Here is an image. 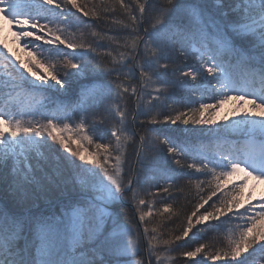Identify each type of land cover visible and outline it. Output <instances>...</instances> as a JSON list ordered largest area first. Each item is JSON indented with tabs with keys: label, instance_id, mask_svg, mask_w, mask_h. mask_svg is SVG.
<instances>
[{
	"label": "snow or ice",
	"instance_id": "6c2138e0",
	"mask_svg": "<svg viewBox=\"0 0 264 264\" xmlns=\"http://www.w3.org/2000/svg\"><path fill=\"white\" fill-rule=\"evenodd\" d=\"M115 3L126 16V20L113 21L120 25L123 35L109 36L93 30L92 36L109 42L93 46L85 40L84 30L94 29V23L82 17L106 19L116 11L114 7L98 10L77 0H0V15L18 26L17 41L23 39L24 48L33 45L37 52L49 53L44 57L47 68L42 74L33 60L19 61L17 67L0 50V56L8 61L0 74L4 101L0 109V180L11 177L12 185L22 190L49 177L56 182L52 174L60 172L61 163L79 173L76 196L61 201L58 211L25 218L0 209V264H153V260L163 264L162 253L188 247L185 238L190 239V233L203 239L202 230L193 229L205 221H219L222 216L237 221L229 232L227 250L208 252L210 245L192 241L197 245L194 250L181 251L180 255L194 258L201 254L196 264H207V260L246 264L248 257L240 258L250 249L264 252V197L260 210L255 211L251 197L244 199L243 186L233 185L223 197L211 204L209 201L222 189L221 180L227 184L238 173L246 174L245 184L249 177L264 180V0H212L211 9L205 0H135V7L125 0ZM41 40L47 48L35 44ZM76 50L81 51L77 54ZM86 54L95 67L103 69L109 82L82 89L71 107L47 111L44 101L51 99L47 93L67 89L71 79L89 71ZM189 57L195 63L186 65V70L171 67L177 59L187 61ZM20 68L35 79H29ZM181 92L192 98L197 93L201 98L209 94L215 103L190 100L185 105L187 111L171 108L162 112V108L170 107L168 98ZM129 100L135 103L131 112ZM230 101L241 107L249 104L254 111L216 127V110ZM192 103L199 106L192 107ZM102 105L118 117L110 132L113 139L106 142H100L103 137L93 140L86 134L85 113ZM162 123L214 136L216 151L206 152L198 143L199 137L190 143L187 137L165 135L149 140L142 134L139 147H134L135 164L140 166L137 170L125 155L130 142L135 145L136 130L145 124ZM189 124L210 127L188 129ZM233 130L241 132L244 144H220V138ZM83 142L94 145L95 150L89 151ZM52 144L68 155L61 156L58 149H53L57 158L51 159L45 150L52 149ZM165 152L181 168L180 157H191L193 162L186 167L211 175L215 185L212 181H195L198 192L194 207L190 213H183L184 221L176 234L169 233L170 238L164 239L156 227L150 230L145 226L147 257L138 259L143 249L141 236L131 224L121 221L111 210L112 205L128 202L139 221L147 224L145 218L153 213L150 208L144 211L150 203L144 196L153 193L142 195L146 179L142 182L140 174L146 161H155ZM216 168L221 169L219 174ZM176 178L168 176L167 186L157 191L169 193ZM205 183L209 186L207 196L199 191ZM245 203L249 207L244 212L228 216L234 208H244ZM182 211L164 202L163 212L169 219L179 218ZM179 241L185 243H176Z\"/></svg>",
	"mask_w": 264,
	"mask_h": 264
},
{
	"label": "trees",
	"instance_id": "16d2710c",
	"mask_svg": "<svg viewBox=\"0 0 264 264\" xmlns=\"http://www.w3.org/2000/svg\"><path fill=\"white\" fill-rule=\"evenodd\" d=\"M78 3L87 4L90 8L93 6H96L97 9H102L103 7L107 6L109 8H115L116 11L114 13H110L106 19L102 18L100 20L93 21L90 17H82L85 22L88 23H94V29H85L84 30V38L87 42L92 43L93 46L99 45H107L109 42L106 39H100L99 37L92 36V31L95 30L98 33L104 34L107 33L109 36H117V35H123L119 31L120 25L113 23V21L116 20H126V16L124 15L123 11L119 9V5L115 3V0H77ZM90 3V4H89ZM125 3H130L133 7H135V0H125ZM206 6L208 8H212V0H205ZM93 4V5H92ZM78 15H82L78 13ZM144 27H148L147 24L144 25ZM77 36H79V32H77ZM61 48L64 46L61 45ZM112 48H115V45L111 46ZM103 50V49H101ZM67 51L71 52V49H67ZM77 54L80 53L81 50H76ZM49 53L43 52V54L40 56L41 60L44 61V57L48 56ZM85 63L89 64V71L86 72L84 75L80 76L79 78H73L70 81V86L64 90V92L57 91L52 95L53 100L52 103H50L49 108L46 109L47 111H53L56 110L59 106H69L71 107L76 103V100L79 96V93L82 89H87L92 87L93 85H98L102 83L109 82V78L104 73L102 68L95 67V65L87 59ZM175 55V54H174ZM45 63V62H44ZM195 60L192 57H189L187 61H184L182 59H177L176 63L174 65H171L173 68H184L186 70V65L194 64ZM95 67V71L91 70ZM138 75V74H137ZM115 92V90H114ZM190 100H200L198 97V93L196 97L192 98L189 96L188 93H178L177 95H174L167 100V104L170 106L169 108H162V112H167L171 108L178 109L180 111H187L185 108V105L190 102ZM198 103H192V107H198ZM105 105H102L99 109L91 108L87 113H85L86 123H87V129L86 134L89 136H92L93 140H97L98 137H103V140H100V142H106L107 140H112L113 138L110 136L111 129L114 125L117 124L118 117H116L114 114H110L105 111ZM135 107V103L133 100L128 101V109L129 112H131ZM103 121V123H101ZM134 127L130 125V128ZM192 127L196 128H207V126H193L189 124L187 126L188 129H191ZM95 129V130H94ZM185 126L179 125L177 127L176 125L171 124H145L143 129H137L136 135L134 137L135 145L130 142V146L128 148V151L126 152V156L128 158L129 163L133 165L135 161V151L134 147H139V136L140 135H146L149 140L152 138L159 136L161 139L165 135L169 136H176L180 137L181 139H184L187 137L189 139V142L191 143L192 139L194 137H199L198 143L205 146L206 152H215L216 149L214 147V143L216 138L214 136L209 137L205 134H201L199 132L191 133L184 130ZM155 130V131H154ZM230 134L226 133L225 135ZM222 138V137H221ZM224 139V138H222ZM114 142V141H113ZM50 143H52L50 141ZM85 144V147L88 148L89 151H94V145H88L86 142H83ZM74 146V145H73ZM53 149H60L57 147V145L52 144V149H46V155L50 156L51 159L55 160L56 154H54ZM65 152L60 153L59 155L63 156ZM54 156V158H52ZM66 156V155H64ZM181 159V165L184 167L181 168V166L175 165L171 158L167 155V153H162L160 158L155 161H146V167L144 168V171L140 174L142 182L145 181L144 189L142 191V195L144 192H151L152 195H145L144 198L149 201L148 207L144 208V211H148L149 208L151 209L153 215L151 217H146L145 220L148 222L147 224L142 223V229H144L145 226H147L150 230L153 227H156L158 229V232L163 235L164 239H168L169 233L171 232L173 235L176 234L179 230V226H181L182 222L184 221L185 217L183 213H190L191 210L194 207V204L196 202V196L198 189L196 188L195 181L197 179L203 180V181H212V186L215 185V180H213V177L211 175L204 176L201 173L195 172L194 169H188L186 166L189 163L193 162V159L191 157H180ZM217 159H219L217 157ZM87 167H92L91 165H88ZM139 165H136L137 170L139 169ZM211 167V165H209ZM60 172H54L52 175L56 177V183L61 184L64 182V179L62 176L68 175L73 172H78V170H67L65 171L63 166H60ZM172 169H176V172H172ZM99 171V169H97ZM221 172L220 168H216V173L219 174ZM191 173V175H189ZM67 174V175H64ZM79 173H73L72 179L76 180L71 183H68V187L64 188L66 192L61 193H54L52 195L47 196V198H39L33 197V199L27 198L26 193L25 194H16L18 197V200L15 202L13 200L8 199L4 194L0 193V209H3L5 211H8L13 214L22 215L25 218H29L33 215H40V214H49L53 211H58V205L61 203V201H66L67 199H70L77 194V187H78V177ZM168 176H175L177 177L174 179L170 192L169 193H163L158 192V188H163L167 186L166 180ZM51 178V177H50ZM189 180H192L193 183H189ZM222 189L217 191L216 196L213 197L212 201H209V204L213 203L214 201H217L218 198L223 197L225 193L232 190L233 185H237L235 182H231L228 179V183L224 184L223 180H221ZM63 186V185H61ZM65 186V185H64ZM13 188V187H12ZM31 189V186L26 187L25 189H22L20 191L22 192H29ZM200 193L202 195L207 196L209 192V186L207 183L203 184L201 188L199 189ZM13 195V193H12ZM15 195V193H14ZM32 197V196H31ZM164 202H168L172 205L173 210L179 211L183 210L177 218L176 216H172L169 219V214L163 212V206ZM209 205H205V208H208ZM114 212H116L122 222H127L133 226V228L140 234L141 236V243L143 245V235L142 231L139 227L137 217L135 215V212L133 209L125 204V203H117L112 205V209ZM211 210V209H209ZM204 209H200V212H203ZM237 211L243 212L241 209H233V213H229L228 216H232ZM139 217V215H138ZM237 221H230L227 216L220 217L219 221L216 220H210L205 221L201 225H197L196 228L193 229V232H197V229L202 230L203 239H201V235L192 236V233H190V239L185 238L186 240H189V245L186 248H182L178 251H173L170 253H162V261L163 264H196L197 261H199L202 258L201 254H198L197 257L194 258H187L182 255H180L181 251L184 250H194V247L197 246L195 243H192V241H198L200 243H205L206 245H210L208 248V252H215L217 250H227L228 247V236L231 229L235 228ZM206 225H211L212 228L209 230ZM219 225V227H217ZM146 240V248H147V238ZM178 244H184V241L176 242ZM162 247V246H159ZM255 247V246H254ZM250 253V255H249ZM249 253H245L242 255L240 259H245V257H248L246 260V264H259L257 263L260 258H262L259 254L260 251L257 250L253 252L251 249L249 250ZM167 255V258H164ZM138 259H145L144 255V249H142L141 256L137 257ZM206 259V256L204 257ZM230 259V258H225ZM153 264H155V260H153ZM207 264H225V260H219V261H213V260H207Z\"/></svg>",
	"mask_w": 264,
	"mask_h": 264
},
{
	"label": "rangeland",
	"instance_id": "374dc122",
	"mask_svg": "<svg viewBox=\"0 0 264 264\" xmlns=\"http://www.w3.org/2000/svg\"><path fill=\"white\" fill-rule=\"evenodd\" d=\"M90 2V0H88ZM90 4V3H89ZM93 5V4H92ZM75 11V9H73ZM43 23V21H41ZM18 26L10 24L7 20L4 19L2 15H0V50L3 51V54L7 57H9L10 60L16 62L17 67H19V61L27 62L29 60H33V62L36 65V69L39 70L40 73H45V69L47 68V64L44 63L43 60H41L40 56L42 55L40 52H37V49L33 45H29L28 48H24V40L21 39L19 42L17 41L15 32ZM37 35H43V33L37 32ZM28 39H34L33 37H30ZM35 44L38 45H44V41H35ZM45 48L48 47V45H44ZM29 52H33L35 55L30 56ZM17 58H19L17 60ZM8 61L3 59V56H0V74L3 73V65L7 64ZM34 69V70H36ZM20 71H24L25 75L28 76L29 79H35L32 77L29 73L26 72L23 68H20ZM50 79V78H49ZM38 82V81H37ZM58 87V86H57ZM61 92H64V90H60ZM57 92L56 90L50 91L47 93V95L51 98L50 100L44 101L46 105H48L47 109L49 108L50 103H52L54 93ZM59 92V91H58ZM198 97L202 102L207 103H215V100L209 98V94H205L203 98H201L200 94L198 93ZM254 97H248V99H253ZM259 102V101H257ZM27 103V102H25ZM199 105V104H197ZM4 107V101L3 96L0 95V109ZM235 109L236 114L233 115V110ZM254 110L251 108L249 104H243L241 107L240 105H237L235 102H228L225 103L222 107L216 110L214 116L216 120V127H221L224 124H231V122L235 119H239L244 112H253ZM227 117V119H225ZM210 127V126H207ZM228 133H241L239 131H230ZM242 138H231L229 139L227 136L225 137L229 141V145H236L240 146L244 144V136L241 134ZM222 142V141H221ZM220 142V144H221ZM59 147V145H57ZM75 148V145L73 146ZM61 149V148H60ZM60 153L64 152L63 150H59ZM46 152V151H45ZM64 155H68L67 153H64ZM63 155V156H64ZM218 157V156H217ZM54 158V156L52 157ZM57 157H55L56 159ZM219 158V157H218ZM76 160V163H81L78 159L72 158ZM60 166H63L65 171L67 170H75L74 167L69 166L65 167L63 163L60 164ZM78 173V172H73ZM69 172L70 179L68 180L67 176H62L64 179V182L61 184H58L56 182H52V179L49 177L45 181L41 182L40 184H34L31 185V189L29 192H22L18 190L15 186L12 185L11 177H8L7 180H0V193L4 194L8 199L17 201L18 197L16 194H25L27 195V198L33 199V197L39 198H47L49 195H52L54 193H61L66 192L64 188L68 187V183H71L73 181L72 174ZM245 173H238L236 175H233L229 181L237 183V185L243 186V194L244 199L247 200L248 197H251V205L255 206V211L260 210V204L262 203L261 198L264 197V180H256L249 177L247 179V183H244V177ZM63 185V186H61ZM65 185V186H64ZM13 187V188H12ZM69 188V187H68ZM13 193V195H12ZM15 193V195H14ZM32 196V197H31ZM249 207L248 203H245L244 208H241V210L244 212L246 208ZM1 208V206H0ZM240 210V209H239ZM262 258L258 260L257 263L264 264V252H260L259 254ZM167 257V255H166Z\"/></svg>",
	"mask_w": 264,
	"mask_h": 264
},
{
	"label": "water",
	"instance_id": "95a60500",
	"mask_svg": "<svg viewBox=\"0 0 264 264\" xmlns=\"http://www.w3.org/2000/svg\"><path fill=\"white\" fill-rule=\"evenodd\" d=\"M130 205V204H129ZM131 207H132V209L134 210V207L132 206V205H130ZM136 216H137V213H136ZM137 219H138V223H139V226H140V228H142V226H141V222L139 221V218H138V216H137ZM143 243H144V247H146V241H145V238L143 237Z\"/></svg>",
	"mask_w": 264,
	"mask_h": 264
},
{
	"label": "bare ground",
	"instance_id": "6f19581e",
	"mask_svg": "<svg viewBox=\"0 0 264 264\" xmlns=\"http://www.w3.org/2000/svg\"><path fill=\"white\" fill-rule=\"evenodd\" d=\"M136 165H137V164H135V161H134V163H133V166H134L135 168H136ZM123 203H125V204L129 205V203H128V202H126V201H125V202H123ZM129 206H130V205H129Z\"/></svg>",
	"mask_w": 264,
	"mask_h": 264
}]
</instances>
